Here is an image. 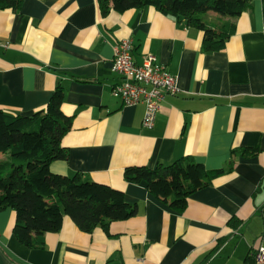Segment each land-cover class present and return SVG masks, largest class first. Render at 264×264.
<instances>
[{
    "label": "crops",
    "instance_id": "crops-1",
    "mask_svg": "<svg viewBox=\"0 0 264 264\" xmlns=\"http://www.w3.org/2000/svg\"><path fill=\"white\" fill-rule=\"evenodd\" d=\"M230 22L224 48L203 52L201 31L152 7L102 16L97 0H24L17 12L0 11V110L31 116L59 85L61 112L72 123L61 141L67 159L52 162L50 172L86 175L136 208L108 232L84 233L64 217L41 249L20 245L15 213L0 211V264H257L253 255L264 248V0H251ZM123 39L132 42L135 64L151 55L177 78L180 92L165 97L152 129L142 126L143 105L126 107L111 95L121 81L110 69L113 47ZM182 157L208 171L231 169L179 213L123 178L126 167L153 169Z\"/></svg>",
    "mask_w": 264,
    "mask_h": 264
},
{
    "label": "trees",
    "instance_id": "trees-1",
    "mask_svg": "<svg viewBox=\"0 0 264 264\" xmlns=\"http://www.w3.org/2000/svg\"><path fill=\"white\" fill-rule=\"evenodd\" d=\"M23 1L0 0V11L17 12ZM97 4L102 16L152 7L201 31L203 52H216L234 32L230 19L248 11L251 0H97ZM209 14L216 16L210 19ZM63 96L58 85L45 109L31 116L0 110V154L5 156L0 160V211L15 213L12 235L28 249H41L44 235L59 232L64 217L80 231L91 233L96 228L108 232L111 223L136 214L135 206L126 203L119 190L94 183L86 175L50 172L52 162L65 161L68 156L61 141L72 121L61 112ZM230 169L231 163L208 171L191 157H182L153 169L126 167L123 178L129 184H144L151 196L179 213L194 192ZM239 225L236 219L229 222L233 229Z\"/></svg>",
    "mask_w": 264,
    "mask_h": 264
},
{
    "label": "built area",
    "instance_id": "built-area-1",
    "mask_svg": "<svg viewBox=\"0 0 264 264\" xmlns=\"http://www.w3.org/2000/svg\"><path fill=\"white\" fill-rule=\"evenodd\" d=\"M131 53L130 39L120 40L113 47L110 69L121 81L112 87L111 95L126 107L143 105L142 126L152 129L165 97L180 92L177 78L156 62L153 56L146 55L141 64H135ZM253 258L255 263L264 264V248H259Z\"/></svg>",
    "mask_w": 264,
    "mask_h": 264
}]
</instances>
